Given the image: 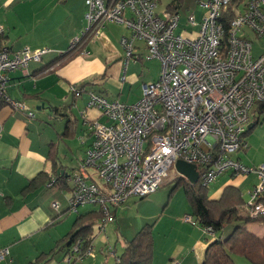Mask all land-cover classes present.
Returning <instances> with one entry per match:
<instances>
[{"label":"built area","instance_id":"built-area-1","mask_svg":"<svg viewBox=\"0 0 264 264\" xmlns=\"http://www.w3.org/2000/svg\"><path fill=\"white\" fill-rule=\"evenodd\" d=\"M159 2L86 0L87 27L70 50L98 36L107 24H121L131 32L120 43L126 56L133 57L135 42L145 41L148 53L143 58L159 60L161 74L156 82L142 86L137 104L124 105L88 93V107L100 111L106 122L92 123V144L70 177L71 210L99 206L103 218L98 230L105 232L106 223L114 218L109 203L118 207L131 197L141 199L158 191L173 171L179 175L175 164L184 161L197 166L204 186L229 172L234 177L256 175L260 183L248 192L243 212L252 218L264 215V164L247 165L235 156L249 147L245 134L252 124V111L264 103V47L254 56L250 38L252 32L259 39L264 36V0H244L229 25L231 0H199L201 19L188 18L193 28L184 37L178 32L180 14L160 13ZM4 33L0 26V36ZM51 52L48 47L14 51L0 46V99L28 119H34L36 112L7 96L10 74L27 73L31 63L41 62ZM69 92L79 97L86 90L71 85ZM57 207L54 203L53 208ZM185 220L206 236H214L213 227H201L191 216ZM9 254L8 248L0 250V260ZM95 256L92 242L78 238L61 264Z\"/></svg>","mask_w":264,"mask_h":264},{"label":"crops","instance_id":"crops-1","mask_svg":"<svg viewBox=\"0 0 264 264\" xmlns=\"http://www.w3.org/2000/svg\"><path fill=\"white\" fill-rule=\"evenodd\" d=\"M59 2H62L63 10L50 15L44 14V10L29 17L27 13L22 15L24 29L29 28L34 19L43 17L40 25L48 26L42 29L41 39L33 36L30 41L16 40L17 32H20L19 20L12 29L4 28L3 46L14 51L25 47H48L52 52L41 62L31 63L27 73L19 70L10 74L7 96L23 101L36 112V117L28 119L8 106L0 109V250L8 248L10 251L0 264H61L68 248L63 246L79 228L78 218L88 214L90 216L84 218V222L96 223L91 240L95 247V237L102 232L98 230L99 216L93 217L92 213L98 214L100 207L91 205L84 213H80V209L78 212L71 210L73 185L70 177L92 144V123L106 122L100 111L88 107V93L96 92L109 101L124 105L137 104L143 96L142 86L156 82L161 74L160 61L144 60L148 50L139 41L135 42L133 57L126 56L120 43L131 32L117 23L107 24L98 36L89 38L62 58L70 51L73 40L87 27V6L86 0ZM261 49L263 46L258 54ZM71 85L84 88L86 92L75 97L69 92ZM53 145L57 150L56 165L51 152L55 150ZM240 156L242 154L236 155L240 162L251 164L248 157L243 161ZM222 176L228 179L213 194L210 193L211 201H219L227 187L242 191L243 186L251 183V177H234L230 172ZM59 177H65L63 186L61 183L48 186ZM221 177L213 183L215 186L219 185ZM256 183L252 182L247 188ZM54 203L58 204L57 208H53ZM116 214L117 208L113 210V219ZM171 227L178 228L179 234L175 238L178 244L175 249L165 251L164 257H157L155 252V264H202L206 249L214 239L184 218L175 219ZM263 235L264 232L257 234ZM63 240L66 242L62 243ZM102 252L106 255L105 264L110 258L117 259V251L109 246L106 253L105 250ZM93 263L96 264L94 261L87 264Z\"/></svg>","mask_w":264,"mask_h":264},{"label":"rangeland","instance_id":"rangeland-1","mask_svg":"<svg viewBox=\"0 0 264 264\" xmlns=\"http://www.w3.org/2000/svg\"><path fill=\"white\" fill-rule=\"evenodd\" d=\"M56 1L58 2L59 0H0V26H3L6 29L8 27L12 29L13 25H15V23L17 24L19 20L20 32H17L16 40L30 41L33 36L36 37V39H41L42 29L48 26L44 24L40 25L41 23H39V21H43V17H40L37 20L34 19L30 23L29 28L24 29L21 25L22 15L23 13H27V17L33 14L36 15V12L39 10H44V14L50 15L52 12L63 10L64 7L61 6L62 2L57 3ZM169 1L170 0H160L158 4L160 13L167 10L166 8ZM197 2H199V0H184L182 3V9L180 11L181 25L178 32H180L183 37L189 36V33L193 28H191L188 24V18L193 15L196 16L198 20L201 19L203 11L199 8ZM252 34L253 37L251 38L254 46L253 53L254 56H258L260 55L258 54L260 52V47H264V36L261 37L262 39H259L254 32H252ZM139 43H142L146 47L145 41H139ZM257 109L258 106L254 108V111H252V124H255L256 121L257 124H255V126L251 129L248 136L245 137L249 144V149H247V151L238 152L239 154H242V157L240 156V158H242L243 161H247L246 157H248V162H251L253 166L264 164V111H257ZM175 173V171L172 172V175L169 176V180H167L166 183L158 189V191L150 194L144 199H140V197H131L118 207L110 205L109 203L108 205L112 211L117 208V214L115 216L116 219L108 221L104 229L106 232H102L101 234L103 235L100 234V236L95 237L94 253L96 256L94 258H86L84 261H79L78 263L87 264L94 261L96 264H105L106 255L103 254L102 250H105L106 253L107 247L109 246L120 254L123 250L124 240L130 241V239H133L146 224L156 223L153 228L155 231L154 240L157 257H164L165 251L175 249L178 244L177 241H175V238L179 233L178 228L173 229V227H171L172 223H174L175 219L178 218H184L185 220L188 216L194 217L191 214L193 209L190 202H188L183 186H179L177 189L172 190L175 185L173 182L180 176ZM248 177H251V183L256 181V184L260 183V180L256 175L252 174ZM226 179L228 178L222 176L219 179L220 183L217 186L212 183L213 185L208 187L209 192L213 194L217 187H221L226 182ZM251 183L249 185H252ZM249 185L246 184V186H243L244 188L242 189V199L245 202L249 200L248 192L251 188H253V186H251V188H247ZM91 207V205H87V207L80 206V213L88 211ZM240 212L241 215L245 216L244 212ZM238 223L240 222L233 221L227 224L225 228L226 235L229 236ZM248 230L261 235L264 232V225L262 223H250L248 225ZM222 231L219 233L222 234ZM234 261L236 264H252L243 256L235 255ZM108 264H115V260L110 258Z\"/></svg>","mask_w":264,"mask_h":264},{"label":"trees","instance_id":"trees-1","mask_svg":"<svg viewBox=\"0 0 264 264\" xmlns=\"http://www.w3.org/2000/svg\"><path fill=\"white\" fill-rule=\"evenodd\" d=\"M183 2L184 0H170L166 9L173 15L180 14ZM243 3L244 0H231L230 10L226 18L227 25H229L231 19H233L235 9ZM3 36L4 35L0 36V46H2ZM77 48L78 47H75L63 54L62 58L69 55ZM81 90H84V88H81ZM4 106H6V101L1 98L0 109ZM259 110L261 112L264 111V103L258 105L257 111ZM255 124H257V121ZM255 124H251V126L253 125L254 127ZM253 127L248 129L245 134L246 137ZM53 148H55V145H53ZM247 149H249V147ZM247 149L245 150L247 151ZM51 152L54 156V164L56 165V148ZM59 183L63 186L65 184V177L57 178L54 186L57 184L59 185ZM173 183L175 185L172 190L177 189L179 186H183L188 202H190L193 209L191 214L195 217V221L199 223V226H211L215 231L214 236L210 237L214 240L209 243L202 264H236L234 261L235 255L247 258L252 264H264V235L257 236V234L248 230V225L250 223H262L264 225V215L253 218L245 212V216L241 215L240 211L243 212L245 201L242 199V191L240 189L227 187L222 197L218 199L219 201H211L208 188L210 185L204 186V184L199 181L195 186H192L187 179L181 176ZM144 198L146 197L142 199ZM262 199H264V194ZM92 214L93 217L99 216V222L103 218L101 208L98 214L96 212ZM88 215L78 218L77 224H79V228L68 237V243L64 245L63 248L68 246V250L78 238H84L91 242L93 228L96 223L93 221L86 224L84 218ZM233 221L240 223L236 225L232 233L228 236L225 233V228L227 224ZM155 224L156 223L146 224L133 239H130V241L124 240V248L122 252L118 254L115 264H155V231L153 228ZM220 231H222V234L219 233ZM65 242L66 241L63 240L62 243Z\"/></svg>","mask_w":264,"mask_h":264},{"label":"water","instance_id":"water-1","mask_svg":"<svg viewBox=\"0 0 264 264\" xmlns=\"http://www.w3.org/2000/svg\"><path fill=\"white\" fill-rule=\"evenodd\" d=\"M250 127H253V125ZM175 165L179 175L187 179L192 186H195L199 182V172L197 166L192 164L188 165V163L184 161H178Z\"/></svg>","mask_w":264,"mask_h":264}]
</instances>
